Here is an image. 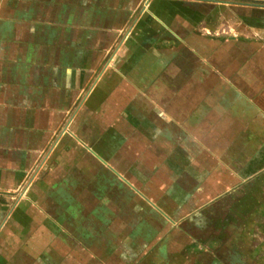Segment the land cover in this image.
<instances>
[{
  "label": "crops",
  "instance_id": "crops-1",
  "mask_svg": "<svg viewBox=\"0 0 264 264\" xmlns=\"http://www.w3.org/2000/svg\"><path fill=\"white\" fill-rule=\"evenodd\" d=\"M251 193L264 0H0V264H186Z\"/></svg>",
  "mask_w": 264,
  "mask_h": 264
},
{
  "label": "rangeland",
  "instance_id": "rangeland-1",
  "mask_svg": "<svg viewBox=\"0 0 264 264\" xmlns=\"http://www.w3.org/2000/svg\"><path fill=\"white\" fill-rule=\"evenodd\" d=\"M253 195L254 206L243 209L246 215L228 233V248L195 255L186 264H264V200Z\"/></svg>",
  "mask_w": 264,
  "mask_h": 264
}]
</instances>
